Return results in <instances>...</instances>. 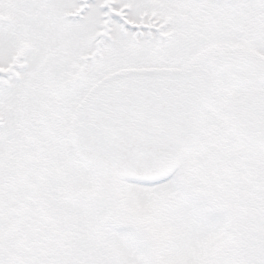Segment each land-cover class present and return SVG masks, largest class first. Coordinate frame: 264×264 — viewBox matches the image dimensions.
Instances as JSON below:
<instances>
[{
	"label": "snow or ice",
	"instance_id": "obj_1",
	"mask_svg": "<svg viewBox=\"0 0 264 264\" xmlns=\"http://www.w3.org/2000/svg\"><path fill=\"white\" fill-rule=\"evenodd\" d=\"M0 264H264V0H0Z\"/></svg>",
	"mask_w": 264,
	"mask_h": 264
}]
</instances>
